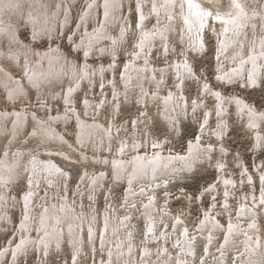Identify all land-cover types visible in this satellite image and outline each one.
<instances>
[{
    "label": "clouds",
    "instance_id": "9594fccd",
    "mask_svg": "<svg viewBox=\"0 0 264 264\" xmlns=\"http://www.w3.org/2000/svg\"><path fill=\"white\" fill-rule=\"evenodd\" d=\"M186 3L0 0V264H264V178L243 212L219 209L233 227H166L171 202L196 206L185 185L227 151L199 85L211 92L202 29H230L207 20L226 7L227 38L264 59V0H200L195 35Z\"/></svg>",
    "mask_w": 264,
    "mask_h": 264
},
{
    "label": "rangeland",
    "instance_id": "374dc122",
    "mask_svg": "<svg viewBox=\"0 0 264 264\" xmlns=\"http://www.w3.org/2000/svg\"><path fill=\"white\" fill-rule=\"evenodd\" d=\"M222 2H225V0H222ZM187 7L186 3L185 10ZM224 9L227 10L226 7ZM154 23L155 17L153 16L150 19L148 27L151 28ZM181 23H184L186 28L185 18ZM207 23L214 25L217 29L222 24L217 19V16L215 19L209 18ZM177 32H179V25L177 26ZM202 32L205 38L212 36L214 47L212 49L211 66L205 71L208 79L205 80L204 77H201V80L207 83L211 92H207L203 84H201L199 85L200 94L205 97L204 103L208 105V125L212 128L222 127L223 125L220 120L221 117H225L223 123L227 125L228 138L223 147L227 151L223 158H221L219 151H217L214 157V166L210 168L209 172L194 178L192 184L185 185V190L189 195L199 198L196 206L190 205L183 197H179L178 193L177 196L179 198L171 202L167 210H170L176 219L171 221L166 227L171 231L179 224L180 232L177 235H183L184 232H190L194 228L198 230L202 227H208L209 218L224 224L226 228L232 227V224L227 220V213H225L224 219H221L219 209L225 206L229 208L235 206L243 212L247 206L246 201L252 200L253 197L256 199L260 198V185L262 178H264L261 175V173H264V147H261L264 144V118L260 116V124L256 126L253 123V115L249 113L248 107H245L244 104L243 106L242 104H237V100L231 101L237 95V97H242L241 99L245 100L256 111L258 110L260 114L264 113V68L260 69L256 75L254 74L256 78L255 85L249 82V75L247 76V80L240 78L236 81H230V79L224 78L220 75V70L225 68L227 72H231V67L234 64L230 61L232 57L236 56L239 51H242L244 54H250V50L253 47L248 43H245L242 48L230 46L227 50V54L231 56L230 59H226V62L223 61L224 59L217 62L215 57L217 55V48L220 47V40H217L216 36L209 32L207 28H203ZM192 43L194 45L196 43L195 40ZM263 60L258 59V62ZM194 67L197 73H199V66L194 65ZM249 68L251 69V65ZM246 73L248 74V71ZM245 82H247V87H244ZM218 84H222V86L217 87ZM257 84L260 87H257ZM192 87L195 92L197 88L195 82H193ZM215 90H222L227 99L221 100L215 94ZM192 98L195 99V96ZM250 124H254L255 126L252 127ZM219 147L220 145L217 144V149ZM198 151L197 145L195 154H198ZM237 154H239L241 160L235 158ZM218 164L223 167H218ZM226 181L229 183H225ZM177 209H183L187 213L188 218L186 219L185 216L178 215ZM120 215L122 217V213ZM161 227L164 228L165 226L162 225Z\"/></svg>",
    "mask_w": 264,
    "mask_h": 264
},
{
    "label": "bare ground",
    "instance_id": "6f19581e",
    "mask_svg": "<svg viewBox=\"0 0 264 264\" xmlns=\"http://www.w3.org/2000/svg\"><path fill=\"white\" fill-rule=\"evenodd\" d=\"M192 4L195 5L196 7H192V8L187 7V9L185 10L186 11L185 21H186V24H187L186 29L187 30L188 29H191L192 32H193V35H195V29L200 24V11H201V7L198 6V5H200V0H192ZM185 8H186V4H185ZM226 11L227 10H225L224 8L221 9V15L217 16V19L222 22L221 26L223 25L224 28L226 26L225 29H230V31H228L227 35H221L219 37V40H220L219 41L220 42V45L219 46H223V48H224V52H223V55L221 57L222 59H220L221 61L223 59H224L223 61H225L226 59H228V60L230 59L231 56H229L227 54V50H228V48L230 46L236 47L232 43V41H230L227 38L228 36L231 35L232 31H235L236 29L234 27H231V25H232L231 18L228 17L227 15H224L223 14ZM221 26L219 27L218 30L221 29ZM195 42H196L195 45L196 46H199V41L198 40H195ZM221 42H223L222 45H221ZM259 52H260L259 45H257L255 48H252L250 50V54H248V53L247 54H244L242 51H239L238 54L236 56L232 57V59L230 60L232 63H234L233 66L231 67V72H227V70H225V68H222L220 70V75L223 76L224 78L228 79V80L230 79V81H234V80L236 81V80H238L240 78H245L247 80V76L248 75L249 76L252 75L255 78V75L258 73V71L260 69L264 68V60L261 61V62H258V59H261L259 57V55H258ZM250 65H251V69L249 68ZM246 71H248V74L246 73ZM214 92H215V94H219L218 96L221 98V100H224L225 98L227 99V96L223 93L222 90H215ZM241 98L240 97H237V95H235L233 97V99H231V101H233V100L240 101L242 103H240L239 105L242 104V106H243V104H244L248 108H251L253 110V113H252V115H253L252 116L253 123L256 126H259V124H260V121H259L260 115L259 114L260 113L258 112V110L256 111V109H254L251 105H249L245 100H243ZM245 103H247V104H245ZM196 147H197V145L196 144H193L191 146V149H190L191 152H192V154L194 156L196 155L195 154ZM232 227H233V225H232Z\"/></svg>",
    "mask_w": 264,
    "mask_h": 264
},
{
    "label": "snow or ice",
    "instance_id": "6c2138e0",
    "mask_svg": "<svg viewBox=\"0 0 264 264\" xmlns=\"http://www.w3.org/2000/svg\"><path fill=\"white\" fill-rule=\"evenodd\" d=\"M188 3H189V7L190 8L196 7L195 5L192 4V0H188ZM193 46L196 47L195 44ZM178 67H182L184 70H186L188 72H191V67L189 65H187V64L179 65ZM249 82L252 85L256 84V80H255V78L252 75L249 76ZM205 88H207V85H205ZM216 95L218 96L219 94H216ZM237 104H240V101H237ZM245 107H247V106H245ZM248 111H249L250 114L253 113V110L251 108H248ZM259 115L261 116V118H264V113H261ZM250 126L254 127L255 125L254 124H250ZM217 166L218 167H223L222 165H219V164ZM225 183H229V182L226 181Z\"/></svg>",
    "mask_w": 264,
    "mask_h": 264
}]
</instances>
